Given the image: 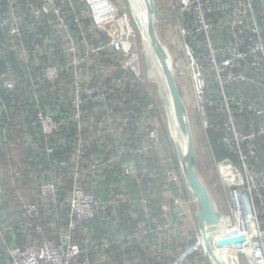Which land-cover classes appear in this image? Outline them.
I'll return each instance as SVG.
<instances>
[{
    "label": "trees",
    "instance_id": "trees-1",
    "mask_svg": "<svg viewBox=\"0 0 264 264\" xmlns=\"http://www.w3.org/2000/svg\"><path fill=\"white\" fill-rule=\"evenodd\" d=\"M174 2L185 22L192 23L194 18L183 11L182 3ZM64 3L70 32L56 25V15L42 6V0H17L13 5L0 0V264H11L9 248L61 240L59 228L63 226L82 250L71 264L85 260L91 264H177L195 244V251L180 264H211L203 255L200 235L197 241L198 230L188 225L189 214H182L176 205L178 200L184 207L191 192L171 149L167 153L162 147L168 145V138L156 139L153 134L161 126L158 98L148 84L124 68L122 55L108 48L110 39L93 26L88 3ZM253 3L264 21V0ZM29 4L41 9L40 21ZM15 13L20 34L10 33ZM227 16L219 8L208 15L212 39L220 48L230 35L223 23ZM71 38L79 42L81 56H86L77 68L68 53ZM186 41L193 45L207 78L205 140L209 154L214 162L241 167V157L227 141L233 134L218 82L202 58L208 52L204 33ZM88 47L93 52L87 53ZM50 64L62 68L57 80L44 78V68ZM76 71L81 73L85 90L94 88L104 94L99 101L83 91L79 117ZM261 72L247 70L257 77ZM8 80L15 82L14 87L6 85ZM238 86L259 105L241 111L236 103L231 104L238 130L250 133L264 117V93L256 85L244 87L241 82L230 85L227 93L242 97ZM40 111L53 114L60 123L58 131L49 136L43 133L37 116ZM256 141L258 154L251 155L248 147L244 154L252 169L263 170L264 140ZM76 166L78 183L95 200V215L77 220L70 231V206L65 203L71 198ZM53 179L57 180L59 203L56 197H43L40 192L41 183ZM259 193L254 192V199L264 229ZM164 202H169L170 218L164 215ZM32 204L37 205L35 212L28 209Z\"/></svg>",
    "mask_w": 264,
    "mask_h": 264
},
{
    "label": "built area",
    "instance_id": "built-area-1",
    "mask_svg": "<svg viewBox=\"0 0 264 264\" xmlns=\"http://www.w3.org/2000/svg\"><path fill=\"white\" fill-rule=\"evenodd\" d=\"M10 4H14L17 0H9ZM66 0H42V6L50 9L56 15V25L69 31L64 17V7ZM89 5L90 15L93 20V26L102 31H108V37L111 41V46L118 50L117 54H121L123 57L122 63L131 65L130 68L134 71L136 67L134 64L139 62V56H133L130 61L127 59L126 54H122L121 50L130 51V44H128V36L124 31L121 24L122 18L117 19L118 11L112 0H85ZM182 3L183 11L191 14L194 18L192 23L184 25L187 37L196 38L197 33H204L206 47L208 52L202 56L203 60L207 61L211 68L212 73L216 77L218 87L223 96V101L227 113L229 115L228 123L230 124V130L233 136L228 137L227 141L231 143L233 150L241 157L242 166H236L231 162L221 163L225 169L228 166L229 170L223 172L225 177L235 180L234 205L236 207L235 215H249L248 223L251 229L255 232V236H258L261 240L258 243L259 247L254 246V252L259 251V258H254L255 264H264V231H262L261 223L259 220L258 210L255 205V199L253 197L254 192H260L259 197L264 204V169L254 170L248 165V156L244 154V150L248 147L251 155L258 154L257 151V138L264 140V117L259 124L258 129H254L250 133H242L238 130L236 125V118L231 104L236 103L241 111L245 109L255 110L259 105L255 98L250 94L247 95L242 87L238 86L236 90L242 92V97L236 98L233 95L227 93V89L230 85L236 82H241L244 87L248 85H256L260 88V91L264 93V35L258 21V11L254 6L253 0H218L219 4H215L212 0H177ZM31 11L37 21H40L43 14L39 7H35L29 4ZM218 6V7H217ZM219 10L228 13V16L223 19V23L227 25L230 30L225 46L220 48L212 39L211 32L213 24L208 20V15ZM14 10V9H13ZM12 10V11H13ZM88 14L84 13V16ZM7 22V21H6ZM9 22V21H8ZM114 23L119 26V33H111ZM12 34H20L21 27L18 24V17L16 13L13 15L10 21ZM118 28V27H117ZM249 32L250 36L242 35V32ZM70 32V31H69ZM119 34V35H118ZM256 36V37H255ZM109 41V43H110ZM108 43V44H109ZM187 47L185 50L188 65L192 69V81L194 86V93L196 94L200 106V112H202L204 123L206 127L209 126L207 120V110L205 108L206 103V89L207 78L205 76L202 65L196 56L193 45L190 42H186ZM127 45L129 46L127 48ZM248 45V46H247ZM80 44L71 38L68 44V53L71 55V65L77 68L85 60L79 53ZM110 50H113L108 45ZM93 48L88 47V52H93ZM137 62V63H136ZM250 68L257 71H262L260 77L247 74V70ZM62 68L57 65L50 64L44 68V78L49 81L57 80L61 75ZM81 75L79 71H76V76ZM6 85L10 88L14 87L15 82L8 80ZM77 96L75 103L78 107L77 116L81 115L82 104V92L96 100L102 101L104 98L103 93L97 94V90L94 88L84 89L81 82H76ZM235 97V98H234ZM199 109V108H198ZM38 123L41 126L43 133L47 136L52 135L60 128V123L50 112L40 111L38 113ZM153 134L156 139H159V130H154ZM75 183L71 192L70 198V231L74 229L75 222L77 220L90 219L95 215V200L91 194H88L84 188L78 183L80 176L79 168L76 166L74 169ZM169 174V173H168ZM245 187L246 196H242L237 192L239 189ZM40 192L43 197L54 199L57 195V180L43 181L40 185ZM236 196H239L240 210L237 208ZM247 202V205L245 204ZM31 212L37 210V205L32 204L28 206ZM248 210V212H247ZM31 225V224H29ZM250 229V230H251ZM264 230V229H263ZM259 235H258V233ZM257 240V238H256ZM258 241V240H257ZM261 243V244H260ZM81 247L78 243L73 242L70 233L64 236L61 240H47L43 243L29 244L25 247L15 246L9 248L8 253L10 256L11 264H71L73 259L81 254ZM81 264H91L88 260L83 261Z\"/></svg>",
    "mask_w": 264,
    "mask_h": 264
},
{
    "label": "rangeland",
    "instance_id": "rangeland-1",
    "mask_svg": "<svg viewBox=\"0 0 264 264\" xmlns=\"http://www.w3.org/2000/svg\"><path fill=\"white\" fill-rule=\"evenodd\" d=\"M112 1L114 5L116 6L118 14H119L117 16V19H119V17L122 18L123 16H127V19H128V16H129V19H130L129 23L131 25L133 34L136 38V40L131 41L130 43V51L121 50V53L123 55L128 53L127 59L129 60V64L131 63L130 61L133 59V56L135 55L139 56V62L138 63L136 62L137 64H134V67H136L134 71L130 68L131 65H127L126 62H124L123 66L125 69H129L130 71H132L139 80H141L145 84H148L151 90V94L155 95V97L158 98V101L161 107V110H160L161 126L160 128H158L159 137L163 138L166 135L168 138L167 140L168 145L166 143H163L164 146L162 147L164 148L165 152L167 151V153L171 149V153H173V157L176 163L179 164L182 176L184 177L183 171L180 165L178 151H177L178 150L177 145H176L177 141L173 136L174 131L171 132L172 126L169 120V108L165 105L164 96L162 94V91L159 85L160 82L151 81L148 78V73L150 71L149 68L151 67V65L149 64L147 56L145 55L141 36L138 30L136 29L135 23L130 17L131 15H130L128 0H112ZM174 1L175 0H155V4H156L155 26H156V29L159 33V36L163 44L168 49L173 59V62H174V70L177 76V81L180 86L182 97L184 98V101L188 108L189 117H190V121H191L192 128H193V133H194L196 147H197V158H198L199 170L207 186V189L213 198L217 211L219 212L220 216L222 217L223 222L226 224L229 231L232 233L233 237L238 242V245H239L238 255H239L241 264H255L252 259L253 253H251L252 256L250 255V246H249L250 240H248L247 242V239L251 238V241H253L254 243H258V244H259V240L261 239L258 236H255L254 238L252 237V233L254 231L250 228V224L247 221L248 220V217L246 216L248 215L247 213L245 214V219L242 215L237 216L234 213L236 207L234 205L235 198L233 194L236 193V190H235L236 183L234 179H231L232 182H229L230 179H227L225 177V173H223L229 170L228 166L225 169V166L223 167L221 163L214 162L211 155L209 154L210 150L205 140L206 125L204 123L202 112L199 111L200 110V106L198 104L199 100L196 94L194 93V86H193V81H192V69H190L188 65V60H187V56L185 53V50L187 47V43H186L187 33L185 31L187 29L184 28V25H187L188 23L185 22V19L183 18L182 14L178 10V7L177 8L174 7L175 6ZM114 25L115 26L113 27L111 33H119L120 30H119L118 24L114 23ZM96 29L102 31V29H98V28ZM103 32H105V34L109 36L107 30ZM211 34L213 33L211 32ZM74 41L76 42L77 40L74 39ZM108 45L114 51L118 52V50L114 49L111 46V41ZM76 80L78 82H81L82 76L81 75L77 76ZM160 84H162V82ZM168 173L169 175H171L170 168L168 169ZM184 180H185V183L187 184L185 177H184ZM244 188L245 187L237 191L242 196V198H244L247 194ZM188 189L191 192V189L190 188ZM254 196L255 195H253V197ZM236 199H237L236 200L237 208L240 210L239 206H240V203L242 202L239 201V196H236ZM176 205L182 214L184 215L187 213L189 214L190 220H189L188 225L189 226L194 225V229L198 230L197 231V241H198V237L200 235V230L198 226L199 225V216H198L199 205L196 201L195 196L191 192V198L188 200L186 204H184L185 208L183 207V204L178 200L176 201ZM163 207L165 210L164 215L170 218L171 213H169V210L171 211V209L169 206V202H164ZM261 227H262V224H261ZM262 231L264 230L262 229ZM256 238L258 241L256 240ZM202 246L204 250V254L203 252L202 254L210 260L211 264H214L205 245L203 244ZM197 249L200 250L201 247L200 248L197 247ZM184 254H186V252ZM184 254L179 258V263L177 264H180V262L185 260L186 257L191 253H188L186 256H184Z\"/></svg>",
    "mask_w": 264,
    "mask_h": 264
},
{
    "label": "water",
    "instance_id": "water-1",
    "mask_svg": "<svg viewBox=\"0 0 264 264\" xmlns=\"http://www.w3.org/2000/svg\"><path fill=\"white\" fill-rule=\"evenodd\" d=\"M128 3L130 13L134 17L139 33L150 43L159 62L162 73L166 79L170 98L168 101L164 100V102L169 108V120L173 129H171V132L174 131V119L180 132L186 139L185 150L182 149L176 141L175 142L178 149L177 151L180 165L183 175L186 179L187 186L191 189V192L195 196L199 205V220L204 218L210 225H212L214 227L216 236L218 237L216 238L217 240L214 238H209L206 240V248L211 250L223 245L229 252L232 264H241L238 255V242L233 237L232 233L229 231L228 227L223 222L222 217L217 211L213 198L209 193L199 170L197 147L193 128L190 121L188 108L179 88L177 76L174 70V62L168 49L163 44L155 26V0H152V14L150 15L149 21L146 24L142 20V12L137 0H128ZM258 21L261 29L264 31V21L260 11H258ZM170 108L173 110V115L170 114ZM255 247L258 248L259 245L256 244ZM193 248L186 252L184 256H186L188 253L194 252L195 250Z\"/></svg>",
    "mask_w": 264,
    "mask_h": 264
},
{
    "label": "bare ground",
    "instance_id": "bare-ground-1",
    "mask_svg": "<svg viewBox=\"0 0 264 264\" xmlns=\"http://www.w3.org/2000/svg\"><path fill=\"white\" fill-rule=\"evenodd\" d=\"M137 2L139 4L141 12H142V20L146 24L149 21L150 15L152 14V9H151L152 8V0H137ZM130 15H131L130 16L131 19L135 23L136 29L138 30V27L136 25L134 17L132 16L131 13H130ZM129 22H130L129 16H128V19H127V16H123L122 17L121 24H122V26L124 28L125 33L128 36V44H130L131 41L136 40V38H135V36L133 34V31L131 29V25H130ZM138 32H139V30H138ZM141 40H142V44H143V49H144L145 55L147 56L149 64L151 65V67L149 68L150 71L148 73V78L151 81H156V82H160V83L162 82V84L159 83L160 89H161L162 94L164 96V100L168 101L170 96H169V92H168V88H167V84H166V79H165V77H164V75L162 73V70H161L159 62H158V60L156 58V55L153 52V49H152L150 43L145 38H143L142 36H141ZM128 47L129 46L127 45V48ZM161 77H162V79H161ZM170 114L173 115L172 108H170ZM173 123H174V126H173L174 135L173 136L176 139V141L179 144V146L182 149L185 150V148H186V139L182 135V133L180 132V130H179L177 124L175 123L174 119H173ZM245 204L247 205V202ZM246 216L248 217L249 215H246ZM243 217L245 219V215L244 214H243ZM198 226H199V230H200L201 239H202V242H203L204 245L206 243V240H208L209 238H214V239L218 238L216 236L214 227L212 225H210L204 218L199 220V225ZM252 237L253 238L255 237V233L254 232L252 233ZM248 240H250L249 241L250 255H251V253H253V256L251 255L252 259L259 258L258 256H259L260 252L259 251L254 252V246L255 245H253V243L251 241V238L250 239L248 238L247 242H248ZM205 247H206V245H205ZM206 249L209 252V254L211 256V259L213 260L214 264H232L229 252L223 245H221L218 248H213L211 250L208 249V248H206Z\"/></svg>",
    "mask_w": 264,
    "mask_h": 264
},
{
    "label": "crops",
    "instance_id": "crops-1",
    "mask_svg": "<svg viewBox=\"0 0 264 264\" xmlns=\"http://www.w3.org/2000/svg\"><path fill=\"white\" fill-rule=\"evenodd\" d=\"M56 176V175H55ZM69 197H70V195H69ZM56 203L58 202L59 203V200L57 199V196H56ZM56 203H54V204H56ZM68 203V205L70 206V198H68V200L66 201V203L65 204H67ZM60 229V232L62 233V235H61V239L62 238H64V236L65 235H67V231H65V227L63 226V227H61V228H59Z\"/></svg>",
    "mask_w": 264,
    "mask_h": 264
}]
</instances>
